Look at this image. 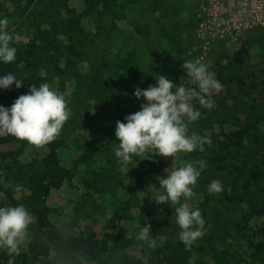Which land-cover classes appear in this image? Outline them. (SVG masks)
<instances>
[{
	"label": "trees",
	"instance_id": "1",
	"mask_svg": "<svg viewBox=\"0 0 264 264\" xmlns=\"http://www.w3.org/2000/svg\"><path fill=\"white\" fill-rule=\"evenodd\" d=\"M201 4L0 0L17 49L14 62L0 63V75L24 80L19 89H0V105L48 83L70 110L45 145L0 135V206L22 204L35 217L19 255L0 250V264H264V26L233 46L216 40L200 62L223 85L210 93L211 110L191 101L202 116L188 134L207 137L202 149L169 158L146 151L133 156L129 175L113 152L116 121L146 102L136 89L154 85L157 74L191 86L181 65L196 62L202 49ZM255 27L262 31L251 34ZM201 160L194 194L181 203L199 207L203 236L186 248L175 221L179 205L154 198L162 191L157 177ZM213 180L218 193L208 191ZM146 223L155 248L136 239Z\"/></svg>",
	"mask_w": 264,
	"mask_h": 264
},
{
	"label": "clouds",
	"instance_id": "2",
	"mask_svg": "<svg viewBox=\"0 0 264 264\" xmlns=\"http://www.w3.org/2000/svg\"><path fill=\"white\" fill-rule=\"evenodd\" d=\"M9 20L0 18V63L8 64L16 60L17 49L11 46L14 34L8 30ZM187 83L191 86L177 85L166 75L157 74L155 84L147 89H136V99L143 98L140 109L116 121L113 152L120 165V172L129 175V165L133 156H142L146 151L164 158L174 157L178 152L191 153L202 149L207 137L193 132L189 135V125L201 118L202 112L194 107L192 100L207 110L215 106L211 98L212 90H220L223 85L215 73L199 61H185ZM19 74L9 72L0 75V89H9L13 84L17 89L23 86ZM174 90V91H173ZM70 116L67 100L63 94L52 90L48 83L32 85L27 94L20 95L10 107L0 105V135H11L27 141L34 146H42L54 141L61 133L63 125ZM152 157V156H151ZM150 157V158H151ZM148 158V159H150ZM144 160V159H142ZM137 166V165H136ZM206 167V161H199L198 167L192 162L167 171L158 176L162 191L155 198L158 204H178L175 208V221L181 231L178 239L190 248L192 243L202 238L205 220L199 207L189 208L184 200L191 199L193 187ZM19 190V188H17ZM222 190L218 180L210 182L208 191L218 193ZM35 217L22 204L0 206V250L9 255H19V244L28 237L29 226ZM138 241L146 242L155 248L157 239L153 238L151 225L146 223L136 236ZM9 264H13L10 260Z\"/></svg>",
	"mask_w": 264,
	"mask_h": 264
},
{
	"label": "built area",
	"instance_id": "3",
	"mask_svg": "<svg viewBox=\"0 0 264 264\" xmlns=\"http://www.w3.org/2000/svg\"><path fill=\"white\" fill-rule=\"evenodd\" d=\"M199 15L197 37L204 50H213L216 40L234 43L246 30L264 26V0H202Z\"/></svg>",
	"mask_w": 264,
	"mask_h": 264
},
{
	"label": "rangeland",
	"instance_id": "4",
	"mask_svg": "<svg viewBox=\"0 0 264 264\" xmlns=\"http://www.w3.org/2000/svg\"><path fill=\"white\" fill-rule=\"evenodd\" d=\"M257 31H259V33H260V32L262 31V28H257V27H255L250 33H251V34H256ZM237 41H238V40H237ZM237 41L234 42V43L228 41L227 44H229L230 46H233V45H236ZM258 48H259V47H258ZM210 51H212V50H209V49H208V50H204V49L202 48V49H201V52H200V54H199V56H198L197 61H199V62L203 61V60L208 56V54H209ZM254 58L257 60L256 56H254Z\"/></svg>",
	"mask_w": 264,
	"mask_h": 264
},
{
	"label": "water",
	"instance_id": "5",
	"mask_svg": "<svg viewBox=\"0 0 264 264\" xmlns=\"http://www.w3.org/2000/svg\"><path fill=\"white\" fill-rule=\"evenodd\" d=\"M249 62H251V60L249 59Z\"/></svg>",
	"mask_w": 264,
	"mask_h": 264
}]
</instances>
